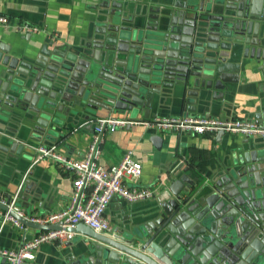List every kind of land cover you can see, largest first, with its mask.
Segmentation results:
<instances>
[{
  "label": "water",
  "instance_id": "95a60500",
  "mask_svg": "<svg viewBox=\"0 0 264 264\" xmlns=\"http://www.w3.org/2000/svg\"><path fill=\"white\" fill-rule=\"evenodd\" d=\"M164 1L167 8L136 11L123 0H103L96 26L81 46L48 44L38 57L23 61L4 56L0 118L7 106L26 108L37 129L42 127L35 130L41 136L54 132L65 116L99 106L136 117L172 94L189 111L205 105L196 108L195 97L202 103L210 96L223 98L225 73L233 67L229 59L245 45H250L245 55L264 46V0ZM257 54L264 58V50ZM147 135L162 149L165 139L157 128H148ZM259 140L254 142L264 144ZM0 141V150L13 155L26 148L12 136L0 134ZM259 150L237 154L235 168L222 179L186 178L183 191L175 185L164 200L153 202L150 213L112 234L85 223L68 228L89 237L91 253L72 264H264V150ZM10 200L8 195L0 207L25 225L61 228L62 222L40 224L18 215Z\"/></svg>",
  "mask_w": 264,
  "mask_h": 264
},
{
  "label": "crops",
  "instance_id": "0c3cea01",
  "mask_svg": "<svg viewBox=\"0 0 264 264\" xmlns=\"http://www.w3.org/2000/svg\"><path fill=\"white\" fill-rule=\"evenodd\" d=\"M101 1L103 0H1V13L8 15L13 21L39 24L46 27L47 31L25 34L14 27H0V49L3 55L0 60V80L6 55L23 61L26 56L38 57L48 44L49 48L60 46L68 50L84 44L89 39L91 28L96 26ZM123 1L136 11L142 7H168L164 0ZM247 46L250 45H245L228 61L233 67L225 73L223 98L214 99L210 96L208 102L202 103L199 102V97H195L196 108L199 104H205L201 105V111L180 108L174 101L179 97L172 94L171 98L159 104L142 108L136 117H128L129 115L100 106L88 113L82 111L79 115L69 114L63 118L62 124L54 127V132L45 130L43 135L37 136V121L30 119L28 110L18 105L7 106L9 112L3 113L0 118V134L20 140L26 148L21 156L0 150V194L6 198L8 195L13 198L18 194V202L26 214L47 213L65 208L73 189V175L52 158L35 161L36 148L43 144L56 145L59 153L82 159L96 130V123L92 121L95 118L115 115L143 120L156 115H185L188 112L190 115L264 122V58L257 54V49L264 50V46L258 44L253 55L251 51L249 55H245ZM147 131L148 128L141 124L119 127L115 131L107 129L100 143L99 162L105 165L118 162L128 149L134 150L135 158L143 164V172L139 178L126 177L129 185L146 186L169 177L164 186L157 189L155 197L147 199L149 202H129L115 196L105 212L112 225L109 234L114 229L122 228L126 222L150 213L154 207L153 202L164 200V193L169 194L175 185L178 189H184L187 185L186 178L195 181H200L203 176L222 179L228 169L235 168L237 154L247 153L250 156L252 151L264 150V144L254 142L259 137L262 139L259 141L264 142V136L238 132L220 134L218 131L180 134L158 129L165 139L159 150L148 137ZM25 154L33 157H23ZM186 167H189L187 172ZM41 231L44 229L28 226L26 237L32 238ZM22 238L23 234L17 227L11 223L2 225L0 220V248H16ZM88 240L85 233L76 232L72 240L63 244L58 241L44 242L37 249L35 259L26 264H72L81 255L91 254ZM0 264L11 263L0 255Z\"/></svg>",
  "mask_w": 264,
  "mask_h": 264
},
{
  "label": "built area",
  "instance_id": "2783aa9c",
  "mask_svg": "<svg viewBox=\"0 0 264 264\" xmlns=\"http://www.w3.org/2000/svg\"><path fill=\"white\" fill-rule=\"evenodd\" d=\"M0 27H14L25 34L47 31L46 27L36 23L13 21L8 15L1 12ZM92 121L96 123V130L88 145L86 155L82 159L67 157L59 153L56 145L43 144L36 148L35 161L52 158L73 175V189L69 203L65 208L47 213L26 214L18 202V194L11 198L8 204L10 210L30 221L40 224L62 222L60 229L44 230L32 238H27L28 226L13 215L11 211L0 207L2 225L11 223L23 234L18 247L0 248V255L11 264H26L35 259L37 249L44 242L58 241L63 244L72 240L76 233L68 230V228H75L80 223H85L98 232L109 233L112 225L105 212L108 204L115 196L129 202L147 200L154 198L157 189L164 186L169 177L146 186L127 184L126 177L139 178L143 172V164L135 158L133 149H128L116 163L101 164L99 162L101 152L99 146L107 129L108 131H115L119 127L141 124L146 128L155 127L164 131H179L181 133L202 134L224 130L225 132H238L250 136H264V122L216 116L156 115L153 118L142 120L110 115L95 118ZM6 200L7 198L0 194V201L6 203Z\"/></svg>",
  "mask_w": 264,
  "mask_h": 264
}]
</instances>
